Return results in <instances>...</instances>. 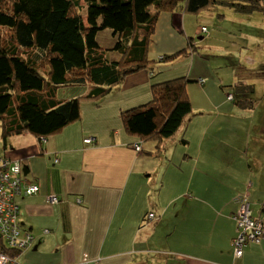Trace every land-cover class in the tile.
<instances>
[{
  "label": "crops",
  "instance_id": "obj_1",
  "mask_svg": "<svg viewBox=\"0 0 264 264\" xmlns=\"http://www.w3.org/2000/svg\"><path fill=\"white\" fill-rule=\"evenodd\" d=\"M189 20L182 12L160 14L151 54L185 48L204 26L192 29ZM215 57L189 53L181 61L198 81L187 88L193 115L157 155L151 142L135 150L140 139L125 132L120 117L122 108L151 97L149 84L168 77L148 70L112 88L101 123L81 121L80 110L77 121L47 138L2 139L0 156L20 163L24 180L38 187L16 197L21 228L34 238L17 264H264V241L248 243L237 258L231 249L242 193L264 219V62L256 77L242 80L255 85V102L241 108L228 99L232 86L221 87L235 83L234 69L220 77Z\"/></svg>",
  "mask_w": 264,
  "mask_h": 264
},
{
  "label": "trees",
  "instance_id": "obj_2",
  "mask_svg": "<svg viewBox=\"0 0 264 264\" xmlns=\"http://www.w3.org/2000/svg\"><path fill=\"white\" fill-rule=\"evenodd\" d=\"M215 6L248 13L260 9L261 1L0 0L1 138L6 141L9 136L30 133L42 139L56 134L80 118L82 102L99 101L128 75L148 70L152 78L168 77L151 85L148 102L121 111L120 117L125 132L140 139L139 146L151 142L155 145L151 152L161 153L164 143L193 115L187 88L198 82L186 74L164 73L163 66L182 55L200 52L188 37L186 47L179 51L151 54L149 45L158 17L175 12L199 15ZM104 29L111 30L115 39L109 48L96 40ZM210 30V26H201L199 33ZM234 73L238 80L234 84L222 81L221 87L232 86L228 99L235 105L253 107L255 85L242 81L247 76L251 79L253 70L243 67ZM219 74L224 79L229 75ZM65 86L86 90L64 99L58 89ZM242 201L248 202L252 220L264 225V219L253 214L247 193L239 196L238 208ZM250 242L256 241L249 240L244 247ZM26 249L0 241V250L10 258Z\"/></svg>",
  "mask_w": 264,
  "mask_h": 264
},
{
  "label": "rangeland",
  "instance_id": "obj_3",
  "mask_svg": "<svg viewBox=\"0 0 264 264\" xmlns=\"http://www.w3.org/2000/svg\"><path fill=\"white\" fill-rule=\"evenodd\" d=\"M260 1L261 8L248 13L236 12L225 6H215L207 12H201L199 15L192 14L188 16V19H190V27L192 29L194 27L197 29L200 25L211 27L208 34L200 35L195 32L191 33L190 30V36L193 39V43L198 45V50L201 55H210L212 60L216 58L215 55L219 56L216 59V67H219L218 73H223V76L231 69H235L238 72L241 68L245 67L247 69H252L254 76L256 77L257 70H260L263 67L261 62H264V0ZM197 18L200 19L196 20ZM200 36H202L203 39H200ZM96 40L103 48H109L113 46L115 42L111 30L109 29L100 31ZM239 52L243 56L238 54ZM188 57L189 54L182 55L170 64L165 63L163 66L164 73L173 71L186 74V68L185 66H182L181 61ZM248 57H250V60ZM152 84H149L148 87H151ZM81 87L82 86L60 87L58 89V95L59 97L66 96L69 91L79 90ZM112 93L110 95H112ZM112 99L113 98L106 94L99 101L82 102L80 106L82 112L81 121L95 119L96 123H101L103 108L109 104L110 106L105 108L112 109L111 107L114 102ZM150 99L151 97L142 103L140 102L134 106L128 105L129 107L127 106L122 109L128 110L132 107L144 104ZM117 121H119V118H117ZM231 123H238V121L234 119ZM2 145L3 141L0 129V149L2 148Z\"/></svg>",
  "mask_w": 264,
  "mask_h": 264
},
{
  "label": "built area",
  "instance_id": "obj_4",
  "mask_svg": "<svg viewBox=\"0 0 264 264\" xmlns=\"http://www.w3.org/2000/svg\"><path fill=\"white\" fill-rule=\"evenodd\" d=\"M91 140L92 138L85 139L86 142ZM135 150H140V146L135 145ZM21 170L20 163L10 162L7 158L0 156V241L8 246L26 249L33 236L21 228L20 209L16 203V197L21 194H34L38 191V187L27 183ZM51 198V202L57 201L56 197ZM148 217L153 218V214L150 213ZM233 219L237 232L231 240V249L234 257L237 258L241 256L247 241L258 242L264 239V225L261 220H252L247 201L241 202ZM0 264H17V261L16 258H10L0 250Z\"/></svg>",
  "mask_w": 264,
  "mask_h": 264
},
{
  "label": "clouds",
  "instance_id": "obj_5",
  "mask_svg": "<svg viewBox=\"0 0 264 264\" xmlns=\"http://www.w3.org/2000/svg\"><path fill=\"white\" fill-rule=\"evenodd\" d=\"M203 81H204V80H199V84H203Z\"/></svg>",
  "mask_w": 264,
  "mask_h": 264
}]
</instances>
